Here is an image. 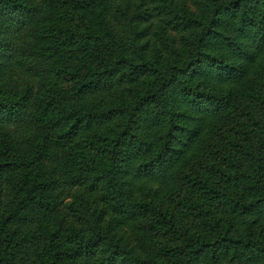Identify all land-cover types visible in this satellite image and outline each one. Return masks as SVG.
Returning a JSON list of instances; mask_svg holds the SVG:
<instances>
[{
    "label": "trees",
    "instance_id": "16d2710c",
    "mask_svg": "<svg viewBox=\"0 0 264 264\" xmlns=\"http://www.w3.org/2000/svg\"><path fill=\"white\" fill-rule=\"evenodd\" d=\"M0 264H264V0H0Z\"/></svg>",
    "mask_w": 264,
    "mask_h": 264
},
{
    "label": "rangeland",
    "instance_id": "374dc122",
    "mask_svg": "<svg viewBox=\"0 0 264 264\" xmlns=\"http://www.w3.org/2000/svg\"><path fill=\"white\" fill-rule=\"evenodd\" d=\"M151 27H153V25H152ZM124 33H125V30H124ZM233 136H234V137H237V136H236V135H234V134H233Z\"/></svg>",
    "mask_w": 264,
    "mask_h": 264
}]
</instances>
